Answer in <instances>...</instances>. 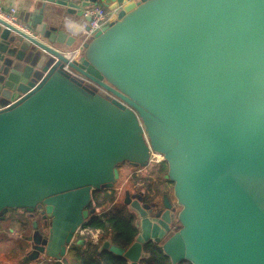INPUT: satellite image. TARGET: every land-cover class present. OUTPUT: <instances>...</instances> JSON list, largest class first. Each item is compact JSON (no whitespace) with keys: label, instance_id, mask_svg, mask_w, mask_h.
I'll return each mask as SVG.
<instances>
[{"label":"water","instance_id":"1","mask_svg":"<svg viewBox=\"0 0 264 264\" xmlns=\"http://www.w3.org/2000/svg\"><path fill=\"white\" fill-rule=\"evenodd\" d=\"M50 6L114 16L70 61L77 39L43 20ZM34 10L33 36L0 18V215L45 207L41 252L64 261L92 191L113 190L119 164L147 168L154 152L176 206L126 192L137 236L99 252L140 264L152 243L172 264H264V0H36Z\"/></svg>","mask_w":264,"mask_h":264},{"label":"rangeland","instance_id":"2","mask_svg":"<svg viewBox=\"0 0 264 264\" xmlns=\"http://www.w3.org/2000/svg\"><path fill=\"white\" fill-rule=\"evenodd\" d=\"M164 163V176L160 174V170L163 168L160 164ZM158 164L151 163L147 168H136L132 166L130 163L124 162L118 165V169L120 170V179L117 181L113 190H106L101 197L104 195L113 196L116 200V203H122L126 199V192H130L131 195H135L138 192H145L146 187H143L141 190L139 187L143 185V182L147 179H151V183L158 185L159 187L165 186V189L169 191L170 196L173 202H176V198H174V185L167 179L166 173L168 171L167 164L165 162H161ZM166 169V171H165ZM139 188V189H138ZM129 209L132 211L131 207ZM44 210L42 205H39L35 210H24V209H6L0 218V233L3 232L7 233V237L3 234H0V249H11L12 247L21 246L25 248V252H28L30 249L31 254L29 255L31 259L38 260L41 256L42 259H48V255L45 252H41V249H45L47 245V238L43 237L44 234L39 232L38 230L42 231L43 233L48 230L46 227L48 218L40 217L39 214ZM106 207L99 208L96 211L98 213H102L106 211ZM180 210V208H178ZM23 220L25 222V226L23 231L25 232V240L22 238H18V235L10 231V229L18 230L19 227L17 226V218ZM34 223H37V230L34 228ZM9 234L13 236L16 240L9 239ZM3 235V236H2ZM20 237H22L20 235ZM100 237V236H99ZM90 241V239H88ZM87 240V241H88ZM3 248V249H2ZM21 249V250H22ZM147 256V254L145 255ZM157 263L155 264H172L169 257H167L163 251L157 252L156 255ZM68 259L63 261V264H67ZM10 262V260H7ZM182 264H190L188 262H183Z\"/></svg>","mask_w":264,"mask_h":264},{"label":"trees","instance_id":"3","mask_svg":"<svg viewBox=\"0 0 264 264\" xmlns=\"http://www.w3.org/2000/svg\"><path fill=\"white\" fill-rule=\"evenodd\" d=\"M160 165L163 167L160 170V174L164 176L165 172L163 169L165 165L164 163ZM151 181V179H147L143 182V185L139 187L141 190L143 187H146L145 197L149 203L156 201L161 196L159 186L157 185L155 187ZM104 207L108 210L102 213L96 211L98 208ZM91 209L94 210V212L82 228L92 229L98 232L101 244L104 240L110 239L114 245L125 248L134 242L138 233V218L137 215L129 209V206L125 204V201L116 203L113 196L104 195V197L95 200V204ZM100 247L101 245H93L91 241H87L86 236H79L70 248V251L76 255V259L80 260L82 264H128L126 259L110 251L100 253ZM146 251L148 255L140 264L157 263L156 255L161 249L157 251L152 248H147Z\"/></svg>","mask_w":264,"mask_h":264},{"label":"crops","instance_id":"4","mask_svg":"<svg viewBox=\"0 0 264 264\" xmlns=\"http://www.w3.org/2000/svg\"><path fill=\"white\" fill-rule=\"evenodd\" d=\"M36 0H0V7L5 10L9 11L11 8H16L18 11L19 18L21 22L25 25L30 26L31 25V19L33 15L35 14L34 6H35ZM109 13H111L110 10H108ZM44 21L48 23L51 26L54 27H63L65 25L67 29L70 31V34L75 36H80L82 33V27L85 23V18H76L69 16L67 13H65V10L58 6H50L46 8L44 13ZM77 36V37H78ZM78 40L74 47L78 45ZM22 56L26 58L29 55H31L28 52H21ZM34 54L32 53V56ZM47 57H49L47 55ZM160 204V203H159ZM99 209V208H98ZM12 230L13 233L16 232L18 235V230ZM1 232V231H0ZM0 234H3L0 233ZM4 236H8L7 233L3 234ZM2 235V236H3ZM9 236H11L9 234ZM14 235L11 237H8L9 239L16 240L13 238ZM23 240H25V232L21 234ZM79 238V237H78ZM88 240V239H87ZM101 243L99 244V246ZM3 249V248H2ZM21 246L12 247L11 249H0V264H63V261H59L57 259L48 258V259H42V256L38 260H33L29 256L31 254L30 249L28 252H25V248L21 250ZM65 259H68V263L70 264H82L80 260L76 259V255L69 250L68 254L66 255ZM7 260H10V262H7Z\"/></svg>","mask_w":264,"mask_h":264},{"label":"built area","instance_id":"5","mask_svg":"<svg viewBox=\"0 0 264 264\" xmlns=\"http://www.w3.org/2000/svg\"><path fill=\"white\" fill-rule=\"evenodd\" d=\"M113 16H114V12L109 13L108 10L106 8H104L103 6H93V7L87 8L84 11V18L90 17L91 20L85 21L84 26L82 27L81 35L80 36L76 35V39L79 41L78 45L76 47H74L72 50L66 52L65 57L70 61H74L75 59L82 57L85 44L87 42H89L98 31L109 26L112 22ZM0 18H2L7 23L13 25L17 29H19V30L31 35V36L34 35L31 27L28 25H25L21 22L19 15H18V11L16 8H11L9 11H5L0 7ZM64 69L73 78L79 80L82 84L92 85V86L100 89L96 84H94L93 82H91L90 80L85 78L84 76L72 71L68 65H66L64 67ZM112 98L114 100H117L119 103L123 104L125 107H127L118 98H115V97H112ZM163 161H164V158L161 160H153L151 158V163L158 164V163H161ZM79 236H86L87 239H90V241L93 245H99L100 244L99 233L96 232L95 230L80 229L79 230Z\"/></svg>","mask_w":264,"mask_h":264},{"label":"flooded vegetation","instance_id":"6","mask_svg":"<svg viewBox=\"0 0 264 264\" xmlns=\"http://www.w3.org/2000/svg\"><path fill=\"white\" fill-rule=\"evenodd\" d=\"M104 191H106V190L105 189H102V188L101 189H94L92 191L91 202H90V204L88 206V208L90 210H92L91 207L95 204V200L101 198V196L104 194ZM159 191H161V196L156 201H153V202H150V203L147 202V198L145 197L146 191L145 192H138L135 195H131V197L134 200V199H136V197H139V195H141V197L143 198L142 204L148 205V206H152L154 203H160L159 207H161L163 209V206H164V196H167L171 200V202L173 203V205L176 206V202H173V200H172V198L170 196V193H169L168 190L165 189V186H163L162 188L159 187ZM44 211H45V207H44V210L39 214L40 217H43L42 214L44 213ZM17 226L19 227V229H18V233H19L18 234V238H20V235L24 233L23 228L25 226V222L23 220L19 219V217L17 218ZM146 248H152V249H155V250L158 251V250L161 249V246L151 243V244H147L146 245Z\"/></svg>","mask_w":264,"mask_h":264},{"label":"bare ground","instance_id":"7","mask_svg":"<svg viewBox=\"0 0 264 264\" xmlns=\"http://www.w3.org/2000/svg\"><path fill=\"white\" fill-rule=\"evenodd\" d=\"M151 158L153 160H161V159H163L162 155H160L158 153H154V152L151 153Z\"/></svg>","mask_w":264,"mask_h":264}]
</instances>
